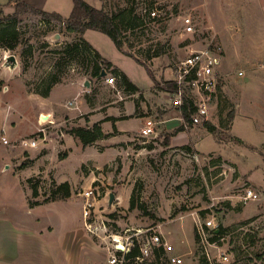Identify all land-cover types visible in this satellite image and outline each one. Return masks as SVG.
Listing matches in <instances>:
<instances>
[{"label": "rangeland", "instance_id": "374dc122", "mask_svg": "<svg viewBox=\"0 0 264 264\" xmlns=\"http://www.w3.org/2000/svg\"><path fill=\"white\" fill-rule=\"evenodd\" d=\"M21 1L64 19L74 7L73 0ZM87 1L115 16L125 49L144 58L155 79L109 35L88 29L83 36L143 94L127 91L119 78L109 84L106 77L114 73L102 60L107 75L91 77L94 60L85 51L76 58L65 52L76 33L64 22L20 14L16 26L23 40L14 50L0 46V131L10 139L0 141V264H119L110 262L113 235L130 228H153L174 246L159 259L148 255L140 261L144 264H170L173 255H181L183 264H264V0ZM0 4L6 14L15 11L14 1ZM152 7L160 10L159 18L148 16ZM186 15L196 25L188 35L182 26ZM138 16L144 27L129 30V21ZM149 46L162 55L147 59L141 52ZM207 46L221 53L222 88L212 98L209 118L194 124L171 105L168 82L191 49ZM7 50L18 60L14 68L3 59ZM77 91L84 102L73 110L80 104ZM126 107L133 111L121 125L140 127L139 114L146 116L144 122L157 123L156 133L130 130L116 136L119 117L113 113L122 115L119 110ZM99 121L103 130L110 127V135L92 145L69 133ZM180 126L184 130L177 131ZM41 128L38 147L20 145ZM65 181L71 195L54 198L53 189ZM248 187L258 199L244 201ZM90 189L93 205L85 217L83 193ZM110 193L116 196L112 203ZM207 219L225 229L209 240L208 250L195 239ZM213 228L206 229L209 238L215 236ZM220 250L227 260L219 257Z\"/></svg>", "mask_w": 264, "mask_h": 264}, {"label": "built area", "instance_id": "2783aa9c", "mask_svg": "<svg viewBox=\"0 0 264 264\" xmlns=\"http://www.w3.org/2000/svg\"><path fill=\"white\" fill-rule=\"evenodd\" d=\"M150 18L156 19L160 17V10L157 7H152L147 10ZM47 22V20H45ZM183 33L185 35L192 34L196 31L195 20L191 15L182 17ZM12 54L10 51H5L3 59L7 61L8 56ZM222 64V56L218 49L211 47H202L197 49H191L187 57L180 60L173 70V76L170 79V83H173L174 90L171 93V105L181 109L185 101H189L193 104L195 111L190 116L191 123L198 124L204 122L209 118L211 110V101L219 89V75L218 70ZM243 74V72H240ZM117 76L112 74L110 77H106V81L109 84H114L117 80ZM168 82V83H169ZM8 86L3 87V91L7 92ZM76 99V98H75ZM70 106L74 105V101H69ZM43 117V115H42ZM183 119V117H181ZM184 120V119H183ZM42 123L46 122L41 118ZM157 123L152 119H147L141 128V133L145 136H149L156 133ZM42 131L39 130L37 136L25 137L20 140V145L26 148H36L40 144L42 139ZM44 134V133H43ZM0 141L4 144H9L10 139L4 129L0 131ZM93 190H86L83 195L85 198L84 216L87 217L89 209L92 207L90 201ZM259 195L253 187H248L244 193V201L258 199ZM211 227L216 228L215 221L207 219L204 226H198V236L200 242L203 244V248L208 250V245L212 246L211 240L208 236L206 229ZM215 228H213L215 230ZM213 230V231H214ZM214 233V232H213ZM114 253L111 254V263L125 264L126 254L129 253L134 247H138L140 255L136 257V261H143L148 255L155 252L159 248H163L165 252H171L173 245L165 240V237L153 228L146 231L141 229L130 228L126 230L125 235H113ZM120 245L122 246L120 248ZM111 251V249H110ZM209 258V254H207ZM219 257L222 260H227L228 255L226 251L220 250ZM170 264H183L184 258L181 255L168 256L167 260Z\"/></svg>", "mask_w": 264, "mask_h": 264}, {"label": "trees", "instance_id": "16d2710c", "mask_svg": "<svg viewBox=\"0 0 264 264\" xmlns=\"http://www.w3.org/2000/svg\"><path fill=\"white\" fill-rule=\"evenodd\" d=\"M15 2V7L12 13L6 14L4 10L1 8L0 4V46L4 48H8L10 50H14L18 43H20L23 39L21 38V34L17 28V23L20 20V14L25 12H32L37 14H42L45 16V20L50 23L51 20H57L59 22H64L66 30L70 33H76V40L71 44L66 46L65 52L71 56L70 58L79 57L82 52H86L89 55L90 60H94L92 69L90 71L91 77L101 76L102 72L105 70L106 75L108 73V68L103 67L100 65V60H102L106 65L110 66L109 69H112V72L119 78L122 86L127 91L138 92L140 91L139 86H137L129 77L128 75L122 71L120 68L114 66L112 62L103 58V56L93 47V45L84 38L83 34L88 29H94L106 33L109 35L119 50L128 54L135 58L139 63L144 65L147 70L149 71L152 77V71L150 70L146 60L141 58L140 55L128 51L124 47V41L122 40V29L121 26L115 21V16L110 14L108 11L104 9L97 8L90 4L87 0H73L74 7L73 11L69 15L67 19L58 13V12H48L43 9H38L34 7L32 4L21 1V0H10ZM140 17L138 16L137 22H130L129 30L134 31L136 26L141 29L144 27L145 22H143V18L140 21ZM142 55L146 56L147 59H152L154 57H158L162 55V50L160 48H155L154 46H149L146 50L142 49ZM86 55V56H87ZM85 56V57H86ZM88 58V56H87ZM105 75V76H106ZM100 78V77H99ZM53 82H57L58 78L54 76L52 79ZM168 89L173 91L174 85L173 83H168ZM222 83L219 82V89L221 90ZM45 95L50 94V87L46 92ZM182 117L185 121H190L191 114L195 111V108L192 103L189 101H185L183 107L180 109ZM234 110H232L229 114V122L232 123L234 119ZM208 126V129L215 133L217 129L208 121L205 122ZM184 130V126L178 127L177 131ZM69 133L75 137H78L80 141L83 143L84 146L94 144L98 139L107 137L108 133L103 130L101 125V121L94 123L92 126H77L69 129ZM237 141H242L240 138H236ZM37 190H34V194L37 195ZM71 185L68 181L60 183L56 186L53 191V197H69L71 195ZM224 228L222 225H219L213 232L215 236L211 237V241L215 240L216 237H219L223 232ZM217 234V236H216ZM195 239L197 243H200V239L198 236L197 229L195 230ZM202 247V246H201ZM201 249V248H200ZM140 250L138 247H134L129 253L126 254L127 264H144L143 262L136 261V257L140 255ZM165 251L163 248H159L155 250L154 254L157 259L164 255ZM155 263V262H153Z\"/></svg>", "mask_w": 264, "mask_h": 264}, {"label": "crops", "instance_id": "0c3cea01", "mask_svg": "<svg viewBox=\"0 0 264 264\" xmlns=\"http://www.w3.org/2000/svg\"><path fill=\"white\" fill-rule=\"evenodd\" d=\"M30 3V2H29ZM37 7V6H36ZM85 34V33H84ZM85 38V37H84ZM86 39V38H85ZM88 41V40H87ZM89 42V41H88ZM130 78V77H129ZM133 81V80H132ZM134 82V81H133ZM135 83V82H134ZM136 84V83H135ZM112 85V84H111ZM137 85V84H136ZM138 86V85H137ZM140 88V87H139ZM53 89H54V87H53ZM135 93H142L141 92V88H140V91H138V92H135ZM143 94V93H142ZM76 96V97H75ZM75 98L77 99V98H79L80 99V104L79 105H77V106H72V109L73 110H80L81 109V107L83 106V104H81V103H83L84 102V99H83V94L80 92V91H77L76 93H75ZM120 111V113H124V114H117L118 112H114L113 113V115L114 116H116V117H119V119H117L116 120V122H115V126H116V128H117V130H118V132L120 133V134H118V135H116V136H119V135H127L128 133H129V131L130 130H135V131H137V132H139V130H141V128H142V126H143V124L145 123L144 122V119H146V116H143V115H139L138 114V116H136L135 117V119H139V120H141L140 122V127H137V128H135V129H132L130 126H128V124L127 125H121L122 124V122H124V121H126L127 119H129V118H123V117H127V116H129V113L131 112V111H133L130 107H126V108H124V110L122 109V110H119ZM131 114V113H130ZM49 117V116H48ZM120 117L121 118H123V119H120ZM95 121V120H94ZM166 121V120H165ZM105 125V124H104ZM114 125V124H113ZM91 126V125H90ZM105 127V126H104ZM107 127V126H106ZM105 127V129H104V131L107 133L108 132V129L110 128V127H107L106 128ZM111 127H113V126H111Z\"/></svg>", "mask_w": 264, "mask_h": 264}, {"label": "water", "instance_id": "95a60500", "mask_svg": "<svg viewBox=\"0 0 264 264\" xmlns=\"http://www.w3.org/2000/svg\"><path fill=\"white\" fill-rule=\"evenodd\" d=\"M18 63V60L16 58L15 55L11 54L10 56H8V59H7V65L9 64V66L11 68H14ZM106 75V71L104 70L101 74V77H104ZM86 85L88 86L89 85V81L87 80L86 81ZM48 116L46 115H43V118H47ZM115 194L114 193H110V203H112L115 199Z\"/></svg>", "mask_w": 264, "mask_h": 264}, {"label": "bare ground", "instance_id": "6f19581e", "mask_svg": "<svg viewBox=\"0 0 264 264\" xmlns=\"http://www.w3.org/2000/svg\"><path fill=\"white\" fill-rule=\"evenodd\" d=\"M48 119V118H47ZM47 119H44V120H47ZM122 246L120 245V248H121Z\"/></svg>", "mask_w": 264, "mask_h": 264}]
</instances>
